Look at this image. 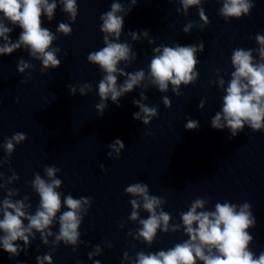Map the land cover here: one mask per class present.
Listing matches in <instances>:
<instances>
[{
    "label": "clouds",
    "instance_id": "clouds-1",
    "mask_svg": "<svg viewBox=\"0 0 264 264\" xmlns=\"http://www.w3.org/2000/svg\"><path fill=\"white\" fill-rule=\"evenodd\" d=\"M139 0H131L130 7H125L119 0H113L110 10L101 14L100 32L103 33V47L87 55L88 63L99 67L104 73L98 83L99 103L95 105L100 116H103L108 107L109 100L120 106V99L137 88H142L139 99L133 100V105L139 111L133 113V119L149 125L159 113L156 106H149L145 94L147 89L155 87L160 93L171 91L182 95L181 86L187 87L197 82L199 72L197 66L200 61L197 53L204 52V43H192L181 46L176 43L172 46L160 45L152 48V59L148 72L140 69L128 72L125 69L137 59V53L127 41H121L124 34L125 17L138 4ZM169 3L175 0H168ZM181 5L177 13L188 16L190 8H197L200 23H187L183 32L189 34L193 28L201 31L210 23L205 14L202 0H178ZM222 7L219 15L225 21L242 19L251 14L255 7L253 0H219ZM58 5L68 17V23L60 22L56 31L69 37L72 34L71 24L76 22L78 16L77 0H0V56L11 55L23 49L28 55L40 61L41 72L55 70L61 66L58 54L59 47H53L57 35L44 27L45 17L51 22ZM20 28L17 40L13 41L10 35L14 28ZM132 41H140L141 37L149 45H154L155 40L148 30L141 32L129 31L127 33ZM254 49L236 48L231 55V64L234 71L225 87V80L219 77L216 85L224 91L222 108L211 118V127L216 130H228L230 139L244 131L245 126L253 132L264 131V34L257 33ZM255 53V56H254ZM67 56V52H65ZM258 57V59H257ZM123 64L124 67H120ZM35 65L20 58L17 63V72L24 74L27 70H34ZM119 77H124L122 83ZM69 92L75 96L77 92L86 96L91 92V83L73 86L68 85ZM17 102L19 99L17 98ZM166 108H171V101L167 96L162 97ZM205 100H201L198 108L203 110ZM199 121L187 118L185 129L198 130ZM149 133H145L148 135ZM23 132H15L11 137H5L0 145L6 156L0 158V168L7 163L11 170V160L8 159L16 150V146L27 140ZM111 151L109 158L120 159L125 149L124 142L117 138L108 144ZM113 154H115L113 156ZM104 171V165H101ZM60 169L55 165L44 166V176L34 174L30 182L32 190L38 194L39 203L33 213L30 197L24 195L22 199H14L19 195V189L10 188L19 179L13 171L10 177L0 172V191L6 193L0 199V249L8 253L9 259L18 258L21 252L28 255L29 248L37 233L43 245L50 251L37 255L36 264H54L53 255L57 247L63 243L71 246L75 251L81 244L80 228L84 218L89 214L93 204L91 197L64 195L57 191L62 187L63 181L57 177ZM125 194L131 197V213L129 221L138 225L134 232H129L134 240L141 241L151 247L158 233L165 234L179 232L181 229L188 238L176 243L167 250L145 252L140 250L135 256L129 252L123 253L122 261L126 264H264V251L257 256L251 250L254 237L250 230L256 227V217L252 205L248 202L235 204L229 201L217 202L214 210H208L209 201L196 198L189 209L182 211L180 223L172 224V216L164 211L167 201L161 197L150 195L149 185L143 182L130 184L125 188ZM62 209H66L63 210ZM141 211L148 213L147 218H141ZM27 221V223H25ZM58 225V232L52 229ZM124 228V224H120ZM22 242V243H21ZM108 248L114 245L106 242ZM87 246V245H85ZM135 246L133 245V249ZM103 250L100 245L87 253L92 264H101L95 257L101 256ZM17 264H22L17 260ZM79 264V262H78Z\"/></svg>",
    "mask_w": 264,
    "mask_h": 264
}]
</instances>
